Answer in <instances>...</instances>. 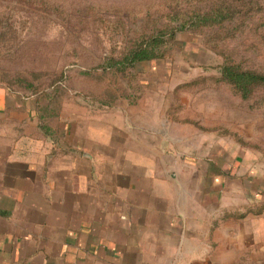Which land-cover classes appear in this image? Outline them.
<instances>
[{
    "label": "crops",
    "instance_id": "0c3cea01",
    "mask_svg": "<svg viewBox=\"0 0 264 264\" xmlns=\"http://www.w3.org/2000/svg\"><path fill=\"white\" fill-rule=\"evenodd\" d=\"M3 98L22 115L0 131V264H264V163L216 127L192 152L136 109L53 133Z\"/></svg>",
    "mask_w": 264,
    "mask_h": 264
},
{
    "label": "rangeland",
    "instance_id": "374dc122",
    "mask_svg": "<svg viewBox=\"0 0 264 264\" xmlns=\"http://www.w3.org/2000/svg\"><path fill=\"white\" fill-rule=\"evenodd\" d=\"M147 44L153 60L117 67ZM225 66L264 75V0H0V97L53 133L136 109L185 127L186 149L216 127L235 160L263 165L264 86L242 98ZM21 115L13 105L0 131Z\"/></svg>",
    "mask_w": 264,
    "mask_h": 264
},
{
    "label": "trees",
    "instance_id": "16d2710c",
    "mask_svg": "<svg viewBox=\"0 0 264 264\" xmlns=\"http://www.w3.org/2000/svg\"><path fill=\"white\" fill-rule=\"evenodd\" d=\"M154 47L152 44H147L144 47L138 48L129 57L117 61V67L125 68L127 66H133L136 63L153 60L156 55ZM223 78L233 85L244 99H248L257 87L264 86V75L239 70L236 66H225L223 69ZM44 129L46 132H49L48 129Z\"/></svg>",
    "mask_w": 264,
    "mask_h": 264
}]
</instances>
